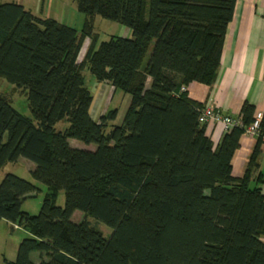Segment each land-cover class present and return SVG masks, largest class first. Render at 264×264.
<instances>
[{
	"label": "trees",
	"instance_id": "obj_1",
	"mask_svg": "<svg viewBox=\"0 0 264 264\" xmlns=\"http://www.w3.org/2000/svg\"><path fill=\"white\" fill-rule=\"evenodd\" d=\"M236 1L75 0L84 15L79 33L19 3H0V78L26 94L36 122L0 93V169L26 158L33 180L46 187L31 215L22 203L38 187L10 173L0 181V221L29 233L9 264H264L257 162L264 118L243 176L234 177L243 128L226 130L214 144L198 120L203 105L182 90L215 82ZM96 16L131 36L97 46ZM85 68L130 96L120 125L112 124L117 109L93 118ZM253 110L243 103L244 125ZM62 120L68 126L57 131ZM69 139L96 148H73ZM75 211L83 214L77 223Z\"/></svg>",
	"mask_w": 264,
	"mask_h": 264
},
{
	"label": "crops",
	"instance_id": "obj_2",
	"mask_svg": "<svg viewBox=\"0 0 264 264\" xmlns=\"http://www.w3.org/2000/svg\"><path fill=\"white\" fill-rule=\"evenodd\" d=\"M8 2L19 3L40 18H52L66 24L64 17L57 19L55 14L45 10L43 6L40 13H37L36 3L29 0ZM121 30V37L130 36L131 32L127 27ZM86 43L88 45L89 41ZM102 83L108 86L107 83ZM185 90L189 98L202 105H213L223 114L233 117L240 116L244 102L253 106V116L259 111L264 112V0L236 1L233 18L227 27L215 82L212 85L192 82ZM205 132L217 144L225 131L221 125L209 122L205 124ZM256 140L255 137L244 134L240 137L239 146L232 158L231 173L234 177L243 176ZM73 147L81 149V145L77 143ZM257 162L264 178V143L260 145Z\"/></svg>",
	"mask_w": 264,
	"mask_h": 264
},
{
	"label": "rangeland",
	"instance_id": "obj_3",
	"mask_svg": "<svg viewBox=\"0 0 264 264\" xmlns=\"http://www.w3.org/2000/svg\"><path fill=\"white\" fill-rule=\"evenodd\" d=\"M11 0H0V2H8ZM29 2L36 3L35 10L40 13L42 6L47 11H51L56 15L57 19L66 20V24L72 26L77 30V33L81 32L83 26L84 15L77 10L75 0H29ZM124 26L96 16L94 20V32L97 34V46L103 42L108 41L112 35L121 36L122 28ZM131 36V34H130ZM87 43L83 46L80 54V58L83 57ZM149 54H147L145 61L148 59ZM84 85L91 91L93 96V103L91 107V114L94 116L95 120H98L101 115L105 114L107 110L117 109V115L112 124L120 125L123 121L126 108L130 102V96L124 94L120 90H116L113 94V88L108 85L104 86L102 82L95 80L94 76L90 73L88 69H84L82 72ZM149 83V82H148ZM0 93L8 97L11 100L12 106L17 109L20 113L24 114L36 124L35 120L32 118V114L29 110L28 99L26 94L16 88L15 85L7 82L4 78H0ZM68 126V123L64 120L58 122L55 125L57 131H63ZM71 146L73 147L75 143L81 145V149L94 150L96 148L95 144H84L81 141L75 139H69ZM74 148V147H73ZM89 148V149H88ZM34 167V163L26 158H18L15 162H8L0 169V181L6 174H14L24 180L34 183L38 187V191L34 196L25 199L22 203V210L31 214L36 215L40 210V206L46 192V187L33 180L30 174V170ZM56 203L58 206H63L64 204V193L60 191ZM83 218V214L80 211L74 212L72 217L73 222H79ZM89 224L94 228L100 230L103 235L108 238L111 234V229L104 223L89 217ZM29 233L6 220L0 221V264H9L13 262L16 257V251L18 244L24 237H28ZM31 260L38 262L40 258L38 253L31 254Z\"/></svg>",
	"mask_w": 264,
	"mask_h": 264
},
{
	"label": "built area",
	"instance_id": "obj_4",
	"mask_svg": "<svg viewBox=\"0 0 264 264\" xmlns=\"http://www.w3.org/2000/svg\"><path fill=\"white\" fill-rule=\"evenodd\" d=\"M182 90H185L182 88ZM198 120L201 124L214 123L221 125L224 131L229 130L233 127L243 128V134L251 137H258L261 134V121L264 118V112H257L252 121L244 125L240 116L233 117L230 115L223 114L217 110L213 105H203L198 111ZM262 141H264V133L261 135Z\"/></svg>",
	"mask_w": 264,
	"mask_h": 264
}]
</instances>
